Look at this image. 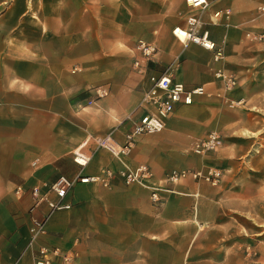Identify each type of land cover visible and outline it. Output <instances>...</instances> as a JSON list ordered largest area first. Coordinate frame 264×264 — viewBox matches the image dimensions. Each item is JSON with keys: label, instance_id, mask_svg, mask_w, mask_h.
Returning a JSON list of instances; mask_svg holds the SVG:
<instances>
[{"label": "crops", "instance_id": "obj_1", "mask_svg": "<svg viewBox=\"0 0 264 264\" xmlns=\"http://www.w3.org/2000/svg\"><path fill=\"white\" fill-rule=\"evenodd\" d=\"M206 1L201 9L187 0H0V264H35L39 245L68 252L70 264H264L262 0ZM190 15L221 50L219 60L173 34ZM139 40L156 48L144 73L133 65ZM217 69L234 77L232 89H222ZM164 71L240 104L196 96L161 131L137 137L123 162L147 164L155 183L171 169L213 166L223 171L220 183L183 179L153 203L150 189L117 176L107 186L77 182L63 199L71 207L51 213L46 234L28 247L32 219L49 212L32 187L44 193L61 175L123 170L94 137L122 144L144 113L149 76ZM97 86L107 94L87 104ZM210 131L221 146L194 154L192 141Z\"/></svg>", "mask_w": 264, "mask_h": 264}, {"label": "built area", "instance_id": "obj_2", "mask_svg": "<svg viewBox=\"0 0 264 264\" xmlns=\"http://www.w3.org/2000/svg\"><path fill=\"white\" fill-rule=\"evenodd\" d=\"M191 7L205 8L206 0H187ZM258 10L264 12V0L258 6ZM219 12L214 15L218 16ZM222 15H228L225 11ZM187 27L173 29V34L182 41H191L202 47L214 51V60H219L222 57V52L215 47V43L208 38L207 31L199 32L200 20L195 15L187 17ZM180 33H183V39L180 38ZM135 49L139 52L140 58L133 63L134 68L138 73H144L146 64L155 53L156 48L151 43L139 40L135 45ZM214 75L222 81V89L228 91L235 85V79L217 69ZM151 85L146 89L141 96L139 107L144 110L131 129L125 134L124 141L119 146L109 144V135L95 136L94 141L98 147L107 149L115 158L124 165L121 171H113L111 169H103L99 175H76L73 179H68L64 175L59 176L51 184H44L45 192L41 193L39 186H34L31 189V195L36 203L45 201L49 208V212L42 220L32 219L29 227V239L27 246L34 247L37 241L46 234L45 222L47 217L59 210H66L71 207L69 202H64L66 192L77 182H100L107 186L113 177H119L126 185L137 184L150 189L151 200L153 203L160 202L159 193L169 191V185L178 183L183 179H192L196 182H205L210 185H218L223 177V171L213 166H203L199 169H171L167 171L162 179V183L152 181L153 173L147 164H140L137 167H130L123 162L133 148L135 139L141 135L153 134L161 131L165 127V120L175 111L178 105H190L195 101L196 96H206L213 98L220 104L226 105L229 108H234L240 104V101L230 99L226 94L216 91L209 92L203 85L193 88H186L183 83L173 82L170 73L164 71L161 74H151L149 76ZM107 90L104 87L97 86L89 90L90 97L87 99V104L93 103L95 100L105 96ZM221 146V136L216 131H210L204 138H195L191 144V151L199 156H204L207 152L215 151ZM75 162L81 167L85 165V161L77 157ZM32 164H35L34 162ZM22 188L18 186L15 190L19 194ZM53 192L56 195L55 200L48 199L46 195ZM72 256L68 252L60 250L58 247H48L39 245L36 247L34 263L35 264H70Z\"/></svg>", "mask_w": 264, "mask_h": 264}, {"label": "bare ground", "instance_id": "obj_3", "mask_svg": "<svg viewBox=\"0 0 264 264\" xmlns=\"http://www.w3.org/2000/svg\"><path fill=\"white\" fill-rule=\"evenodd\" d=\"M178 30H182V29L179 28ZM183 37H184V36H183V33H180V38L184 40Z\"/></svg>", "mask_w": 264, "mask_h": 264}, {"label": "rangeland", "instance_id": "obj_4", "mask_svg": "<svg viewBox=\"0 0 264 264\" xmlns=\"http://www.w3.org/2000/svg\"><path fill=\"white\" fill-rule=\"evenodd\" d=\"M221 105H223V104H221ZM224 106H226V105H224ZM226 107H228V106H226Z\"/></svg>", "mask_w": 264, "mask_h": 264}]
</instances>
